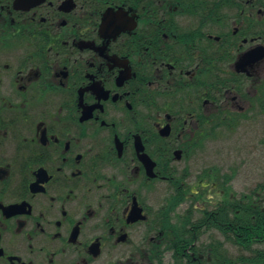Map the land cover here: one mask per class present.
<instances>
[{"label":"flooded vegetation","instance_id":"flooded-vegetation-1","mask_svg":"<svg viewBox=\"0 0 264 264\" xmlns=\"http://www.w3.org/2000/svg\"><path fill=\"white\" fill-rule=\"evenodd\" d=\"M0 264H264V0H0Z\"/></svg>","mask_w":264,"mask_h":264},{"label":"rangeland","instance_id":"rangeland-1","mask_svg":"<svg viewBox=\"0 0 264 264\" xmlns=\"http://www.w3.org/2000/svg\"><path fill=\"white\" fill-rule=\"evenodd\" d=\"M240 137V132L233 137V165L239 167L240 171H246L253 164L262 162V150L256 145V139L252 141L254 144H250L249 139L240 140Z\"/></svg>","mask_w":264,"mask_h":264},{"label":"water","instance_id":"water-1","mask_svg":"<svg viewBox=\"0 0 264 264\" xmlns=\"http://www.w3.org/2000/svg\"><path fill=\"white\" fill-rule=\"evenodd\" d=\"M23 0H16V6L22 5Z\"/></svg>","mask_w":264,"mask_h":264}]
</instances>
